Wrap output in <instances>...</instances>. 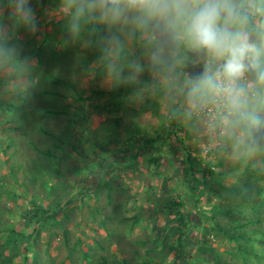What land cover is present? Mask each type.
Returning a JSON list of instances; mask_svg holds the SVG:
<instances>
[{
	"label": "rangeland",
	"instance_id": "1",
	"mask_svg": "<svg viewBox=\"0 0 264 264\" xmlns=\"http://www.w3.org/2000/svg\"><path fill=\"white\" fill-rule=\"evenodd\" d=\"M56 6L57 0H34L39 27L34 33H23L22 36V40L27 42L31 37L33 40L28 47H22L21 58L27 59L28 70H19L31 77L26 81L28 89H20L22 97L33 96L23 123L18 118L20 110L12 109L13 105L21 108V102L12 98V85L4 83L3 79V76L9 79L17 70L6 68L0 71V122L14 117L16 124L22 123L25 128L12 131L9 137L14 141L10 143L8 140L10 146L5 148L6 133H10L9 129L5 133V126L11 129L15 124L0 125L1 257H11L6 264H99L101 257L125 260L126 264H173L178 234L172 228L178 225L177 210L180 208L172 202L191 195L196 202L188 200L180 211L192 212L190 218L209 229L206 234H200L199 230L190 231L192 236L199 234V243L187 252L185 264H207L205 260H212L209 264H214L215 254L202 249L211 246L222 257L223 251L233 246L234 242L229 238L236 232L227 231L234 225L233 217L231 219L227 215L217 220L214 230V223L212 226L207 221L210 212L217 205L231 204L232 211L244 209L243 202L248 204L249 197L256 193L262 199L264 167L256 161L235 158L223 142L207 131L202 121L187 117L178 98L164 89L153 88L150 91L154 95L152 98L159 100L158 103L153 100L158 110V114H154V104L146 107L144 103L150 85L135 92L139 84L144 85V76L152 79L149 73H145L137 85L127 88L130 94L124 99L123 106L116 110L112 108V111L102 108L110 101V90L101 86L99 77L86 74L87 67L95 66L96 52L80 42L66 43V33L64 39L58 32L63 27L56 15ZM40 42L45 43L38 49ZM32 49H38L41 57H35ZM138 54L139 48L134 47L133 55ZM90 55L93 59L86 67L85 61ZM51 77L60 83H55L57 79L53 83ZM69 86L81 91L82 101L72 95ZM3 103L9 106L10 111L3 108ZM31 108H34L33 113H29ZM44 109L69 113L47 115ZM71 112L79 113L81 117L77 121L79 130L70 126ZM174 112L180 114L174 121L177 136L170 134L165 137L163 134L170 128V115ZM86 114L90 116L86 117ZM114 120L119 122L118 130L128 129L127 134L122 136L123 141L116 148L101 151L99 145L106 149L105 144L109 143L105 137L114 138L118 133L112 123ZM133 123L136 129L132 127ZM40 126L44 127V132ZM66 126L71 135L69 139L63 134ZM145 135H160L162 141L155 144L163 148L151 152L148 157L154 160L149 164L144 160L147 156L141 154H136V158L130 161L127 152L135 149L130 148L129 138L135 140L136 136L142 138ZM177 138L184 141L183 145H179ZM65 139L70 141V145L64 142ZM217 143L219 146L213 149ZM54 144L56 148L52 146ZM184 146L192 160L200 159L202 165L196 164L195 168L200 171L202 167H210L217 174H206V187L194 188L187 184L191 175L185 154L180 149ZM46 148H51L59 160L53 159V164H49L41 154ZM41 159L43 174H39V180L30 181L28 178L34 171V162ZM218 161H221L219 166L216 165ZM53 168H58L60 175L54 173ZM248 169H256L257 172L247 173ZM93 175L98 179L94 181ZM192 188L194 193H190ZM66 195L72 198L71 203L60 209L58 215L45 225L24 216L25 212L27 216L37 212V208L45 210L55 199L62 198L64 202ZM253 200L257 202L258 198ZM252 203L250 201L249 204ZM197 208L198 217L194 210ZM234 214L236 219L242 220L241 214ZM7 240L10 243L4 249ZM223 259L236 261L227 257Z\"/></svg>",
	"mask_w": 264,
	"mask_h": 264
},
{
	"label": "clouds",
	"instance_id": "2",
	"mask_svg": "<svg viewBox=\"0 0 264 264\" xmlns=\"http://www.w3.org/2000/svg\"><path fill=\"white\" fill-rule=\"evenodd\" d=\"M55 12L66 43L95 50L86 74L101 86L149 73L235 158L264 167V0H57ZM38 27L34 0H0V65L27 71L19 34Z\"/></svg>",
	"mask_w": 264,
	"mask_h": 264
},
{
	"label": "trees",
	"instance_id": "3",
	"mask_svg": "<svg viewBox=\"0 0 264 264\" xmlns=\"http://www.w3.org/2000/svg\"><path fill=\"white\" fill-rule=\"evenodd\" d=\"M60 36L62 38L65 39V31L63 28H59L58 30ZM22 36H23V33H20L19 34V42L22 44V47L25 46V47H28L30 45V43H32V37L31 41L27 42L26 40H22ZM42 40L44 39L43 37L41 38ZM45 41V40H44ZM45 43V42H43ZM42 42L39 43V47L38 49H41L42 48V45H44ZM37 49V51H35L34 49H32V53H34V56L39 58L41 57L40 56V51ZM35 51V52H34ZM55 53V52H53ZM51 58L53 57V55L51 54L50 55ZM93 59L92 55H90V58L85 61V66L87 67L89 62ZM84 67V66H83ZM6 68H10L12 69L13 71H16V72H12L13 75H10L9 79L5 78V76H3V79H5L4 83H11L12 85V88H11V93H12V98L13 99H16V100H19L21 102V105L22 107L21 108H16L15 105H13L12 109H18L20 110L19 114H18V118H21L22 120V123L24 121V119L26 118V114L28 112V108H29V103H30V100L33 98V96H28V97H22V93L20 92V89L24 88L23 91L27 88V85H26V81L27 79H30L31 77L28 75V74H22L21 72H19V70L12 66V65H0V71L3 72L2 70H5ZM85 68V67H84ZM89 69V67H87ZM195 69L194 68H188L186 69L185 71L188 72V71H194ZM86 75V74H85ZM13 77V78H11ZM53 80V83L55 81V77H51ZM143 80H144V85L143 84H139L137 87H136V91L135 92H138L139 89H143L145 90V87H147L148 85H150V90L148 91V94H150V97L148 96L147 94V98L145 99V106L146 107H150L149 105H151V103L154 104V109H153V113L154 114H158V110L155 109V104L159 102L158 99H154L152 97H154V95L152 96V93L150 91L153 90V87H152V79L149 78L148 76H144L143 77ZM60 81L57 79L55 83H57ZM69 91L72 93V95H75V98L78 100V101H82L83 98L81 96V91L80 90H77L75 86H69L68 87ZM162 89V88H161ZM156 90V89H155ZM20 92V93H19ZM134 92V91H133ZM150 92V93H149ZM98 94H100V92H97ZM110 93V101L108 103H105L104 106H101L102 108L106 109L107 111H112V108L114 110H116L118 107L120 106H123V103H124V99L125 98H128L129 94H130V90L127 89V88H121L119 90H110L109 91ZM157 95V94H156ZM156 101V103H154V101ZM18 101V102H19ZM10 105V104H9ZM10 105V106H11ZM97 107V106H96ZM152 107V106H151ZM3 108H5L6 110L9 109V106H5L4 103H3ZM10 111V110H8ZM34 111V108H31L29 113H33ZM35 112H37V110H35ZM43 112L47 115H52V114H67L69 112H66L64 110H61V111H55V110H51V109H44ZM71 116H70V122L72 125H70L71 127H75L74 129H78L79 130V126L77 127V121L80 120L81 117H79V113H73L71 112ZM179 113V112H174L172 115H170V125L167 129V132L163 135H165V137H168L170 134H173L175 136H177V129L175 128V125H174V121H175V115ZM153 114V115H154ZM13 116V115H12ZM86 117L90 116L89 114H86L85 115ZM86 117H84L83 119H85ZM16 118L12 117V118H8L7 119V123H13L15 124L14 126H11V132L14 131V130H20L23 125L21 123V125H17L16 124ZM6 123V122H5ZM73 123H75L76 125H73ZM113 125L116 126V136L114 138H110V137H105V141H109V143H106L105 147L106 149L99 145V149L101 151H108V150H112L114 148H116L122 141H123V138L122 136H124L125 134H127V131L128 129H124V130H118L119 127V122L118 120H114L112 121ZM128 126H131V125H128ZM35 127L39 128L38 125H36ZM77 127V128H76ZM132 127H134L136 129V125L133 123L132 124ZM23 129H25L23 127ZM40 129L44 132V127L40 126ZM118 130V131H117ZM100 131V130H99ZM79 133V132H77ZM157 133H158V129H157ZM164 133V132H162ZM162 133H160V135H162ZM66 136V138L71 137V135L69 134L68 132V128L67 126L64 128V133ZM142 136V138H139L136 136L135 140L134 138H129V141L130 142V148L131 149H135V151H130V152H126L129 154V160L130 161H133L135 158H136V154H141L143 156H147L144 160H146V164H149L152 162V157H148L149 155H151V152L152 151H158L159 149H162L163 146L161 145H157L156 146V142L161 140L162 141V137L161 136ZM69 139V138H68ZM68 139H65L64 142H66V144H69L70 145V141ZM96 139V136L95 138ZM179 139V145H183V142L180 138H177ZM14 141V138L13 137H9V142H13ZM124 141H127L124 139ZM10 143H7L6 146H10ZM30 144V142H29ZM54 148L57 147L56 144L52 145ZM182 154H185L184 156V159L186 161V163H188L189 165V175L190 178L188 179V182L187 184H191L192 187H199V186H207L208 185V180L206 179V174L209 172L211 173L213 176L217 175L216 173L212 172L210 170V167L207 168V167H202L201 170L199 171L197 169V167L195 168V165L196 164H200L202 165L200 162V159H197L195 158L194 160L191 159V155L188 151V149H186V147H182L180 148ZM209 151L211 152V149H209ZM209 152V153H210ZM41 154L44 156L45 159H47L49 161V164H53V159L55 160H59L58 157H56L52 151H51V148H46V150L44 152H41ZM64 160V159H63ZM63 160H61L63 162ZM101 160V159H100ZM143 160V161H144ZM198 160V161H197ZM198 162V163H197ZM42 163V159L41 161H36L34 162V171L33 173L29 174V180L30 181H33V180H39V174H43V167L41 164ZM221 164V161H218V163L216 164L217 166H219ZM209 165V164H208ZM53 171L54 173L56 174H59L60 175V170L57 168H53ZM257 172L256 169H253V170H246L247 173H254ZM196 172L197 173H200L198 175H196ZM147 173H151L149 170H147ZM152 175H155V174H152ZM98 176L97 175H93V179L95 181V179H98L97 178ZM201 177V178H199ZM215 178H211V180H214ZM185 187L187 188H191L189 187V185H186ZM194 188H192L190 190V193H194L195 191L193 190ZM211 190V188H210ZM188 198L187 199H175L174 202L172 203H175L174 205L178 208H180L181 210V207L184 209V205H185V202H188V200H192L193 203L196 202V199L193 198L192 199V196L189 195L187 196ZM197 198V196H194ZM253 198H258L257 202L256 200L254 201ZM64 199L65 201L63 202V199L62 198H59V199H55L52 201V203L48 206V208H46L45 210H43L42 208H37V212H33L32 214H29L25 212V215L26 217H30L29 219H33L34 222H38V221H41V225H45L46 222L50 219V218H55V215H58L60 209H62L65 205H68L71 203L72 201V198H68L67 195L64 196ZM225 199H229V198H225ZM224 199V200H225ZM185 200V201H184ZM227 201V200H225ZM231 199H229L228 202H230ZM246 201V200H245ZM251 202H253L251 205L249 204ZM246 202H243V208L244 209H234V211H232V206L230 204V206H216L214 207V209L210 212L209 214V221L212 226H213V223H214V227L213 229L216 230V225L218 224V219L222 218V217H225V215L229 216V218L232 219L233 217V223L234 225L231 227V228H228L227 231H235L236 235H233V236H229V241L230 242H234L233 246L229 247L228 249L226 248V250H224L223 254H222V257H220L221 253H219L218 251H216V249H214L213 247L211 246H206L207 248H200L204 251H210L211 252V255L215 254L214 255V264H264V191H263V197L262 199H260L258 193H256L254 196H250L249 199H248V204H245ZM242 207V205H241ZM240 207V208H241ZM196 208V207H195ZM179 210V209H178ZM179 212V215H178V218L176 219L178 225L176 227H173L172 228V231L174 233H177L178 234V238L176 240V247H175V250H176V253H175V261L173 264H185L186 262V259H187V252H189L191 250V248L194 246V245H197L199 243V234H196L195 236H192L191 232H194V231H200V234L201 233H204L206 234V232L208 231V226H201L199 225L198 223H196L197 221H193L190 217L192 216V212H185V211H178ZM196 210V215L198 217L199 215V208L197 209H194ZM51 211L50 214H48V212ZM52 211H55V212H52ZM241 214L242 216V220L239 221L238 219L235 218V214ZM37 213H40L41 216H39ZM43 214H47L48 216H43ZM211 226V227H212ZM35 232L37 233V231L35 230ZM219 232V231H218ZM228 233V232H227ZM15 233L12 232V235H14ZM37 236V234H36ZM48 241V239H47ZM49 242V241H48ZM10 243V240H7L6 243L4 244L3 248H7L8 245ZM2 247L0 248V263L1 264H6L10 261L11 257L9 258H5L4 256L1 257V254H2ZM84 256L85 258L87 257V254L84 253ZM92 256V255H91ZM230 258L232 260H235L236 261H230V262H226L223 258ZM204 258V256H203ZM205 259V258H204ZM200 261H202L201 259H199ZM212 260L208 261V260H205V262L207 264L211 263ZM118 263H122V264H126L125 260H121V261H118V260H114V259H108L106 257H101V260L99 262V264H118Z\"/></svg>",
	"mask_w": 264,
	"mask_h": 264
},
{
	"label": "crops",
	"instance_id": "4",
	"mask_svg": "<svg viewBox=\"0 0 264 264\" xmlns=\"http://www.w3.org/2000/svg\"><path fill=\"white\" fill-rule=\"evenodd\" d=\"M154 99H157V98H154ZM160 115V114H159ZM179 116H180V114H179ZM164 118V117H163Z\"/></svg>",
	"mask_w": 264,
	"mask_h": 264
}]
</instances>
